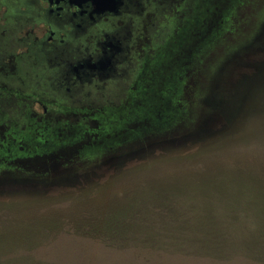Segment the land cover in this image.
I'll list each match as a JSON object with an SVG mask.
<instances>
[{"label":"rangeland","instance_id":"rangeland-1","mask_svg":"<svg viewBox=\"0 0 264 264\" xmlns=\"http://www.w3.org/2000/svg\"><path fill=\"white\" fill-rule=\"evenodd\" d=\"M219 3L200 0L199 42L173 98L184 118L133 142L149 149L104 151L79 129L45 135L6 119L1 86L25 84L10 54L0 264H264V0L228 4L237 23L224 27ZM65 143L75 150L51 149Z\"/></svg>","mask_w":264,"mask_h":264},{"label":"flooded vegetation","instance_id":"flooded-vegetation-1","mask_svg":"<svg viewBox=\"0 0 264 264\" xmlns=\"http://www.w3.org/2000/svg\"><path fill=\"white\" fill-rule=\"evenodd\" d=\"M199 27L200 0H0V70L14 54L25 76L21 89L1 86L14 112L5 107L6 119L45 135L79 129L104 151L151 147L133 142L184 118L173 98ZM105 136L118 140L101 144Z\"/></svg>","mask_w":264,"mask_h":264},{"label":"trees","instance_id":"trees-1","mask_svg":"<svg viewBox=\"0 0 264 264\" xmlns=\"http://www.w3.org/2000/svg\"><path fill=\"white\" fill-rule=\"evenodd\" d=\"M217 1H219V0H217ZM243 3H245V0H220L219 4H221V5L219 7V4H216L214 14L216 16V19L220 18L219 21H223V22H219L217 24V27H224V23L229 22L230 20H232L233 23H237L235 16L232 14L233 12L230 14L228 11H222V9H225L228 4L232 5V8H233L235 6H239Z\"/></svg>","mask_w":264,"mask_h":264}]
</instances>
